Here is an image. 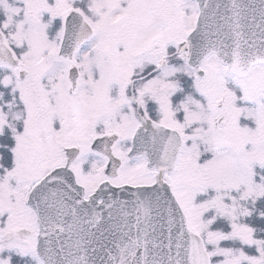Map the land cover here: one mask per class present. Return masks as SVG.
Here are the masks:
<instances>
[{"label": "snow or ice", "instance_id": "obj_1", "mask_svg": "<svg viewBox=\"0 0 264 264\" xmlns=\"http://www.w3.org/2000/svg\"><path fill=\"white\" fill-rule=\"evenodd\" d=\"M0 264H264V0H0Z\"/></svg>", "mask_w": 264, "mask_h": 264}]
</instances>
